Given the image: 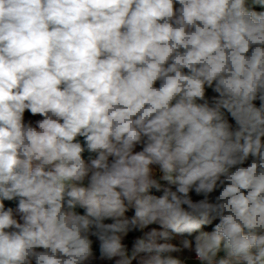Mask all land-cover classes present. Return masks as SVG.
I'll return each mask as SVG.
<instances>
[{"label":"clouds","instance_id":"9594fccd","mask_svg":"<svg viewBox=\"0 0 264 264\" xmlns=\"http://www.w3.org/2000/svg\"><path fill=\"white\" fill-rule=\"evenodd\" d=\"M246 3L0 0V264H85L89 234L116 264L140 253L144 264H182L157 242L168 231L146 233L131 257L121 238L154 222L191 234L216 218L196 237L203 264H264V13ZM26 111L42 119L26 124ZM77 137L96 154L90 165ZM157 174L176 191L147 195L161 188ZM13 200L23 223L5 208Z\"/></svg>","mask_w":264,"mask_h":264},{"label":"trees","instance_id":"16d2710c","mask_svg":"<svg viewBox=\"0 0 264 264\" xmlns=\"http://www.w3.org/2000/svg\"><path fill=\"white\" fill-rule=\"evenodd\" d=\"M175 7L178 8L179 5L177 4ZM246 7L250 11H254L256 9V6H254V5L246 4ZM221 112H222V115H226V114L230 113L229 111H227L225 109H221ZM40 119H42V117L39 116V115L33 116L29 112H27V111L25 112L24 121H25L26 124L27 123H31L33 126H35L36 121H38ZM76 142L81 143V145L85 147V151L82 153V158L85 161H89L91 159L96 158V154L95 153L88 152L83 137H77L76 138ZM241 166L247 167L248 165L246 163H244ZM46 170H47V168H46ZM232 170H235V169H232ZM158 181H159V179H158ZM160 184H161L160 190H157L154 187L150 188L147 191V195H151V196H154L156 198H161L163 196V194H164L163 193V189L164 188H170L172 191H176L177 185L168 184L167 182H162ZM221 190L222 189H219V188L215 189L210 194L209 199H210L211 202H215V198L217 196H219ZM189 196L193 200V202H198L199 200L203 199V196L197 195L194 191H190L189 192ZM17 202H18L17 200L4 201V204H5V208L6 209L9 208V207H11L13 209L14 218L17 219L18 222H20L19 220L21 218V215L18 212H16ZM73 211H75V213L78 214V215H86L87 214L86 213V209L84 207L79 206V205H77L73 209ZM132 219L133 218H130L128 220L131 221ZM103 222L106 223V224H111L114 221L111 218H107ZM20 223H23V221L20 222ZM218 224H219V218L212 219V220H210V222L201 225V227L199 229L194 230L191 234H189V233L177 234V233L171 232L170 229L163 228V226L160 225V224H156L155 228H154V225L149 224V225L145 226L143 229H140V228L137 227V228H133L130 231H128L121 238V243L122 244L125 243L127 246L130 245L132 248H130V246H129L128 251H132V253H133L136 241L138 239L143 238L146 233L151 232L153 230H155L157 232H161V231H168L169 232L170 238L168 240H166V241L163 240V239L158 238V241H157L158 243H161V242L165 243V242H167L169 240H173L175 238V236H177V235L180 236L184 241L185 240L188 241V240H191V239L195 238L198 235V233L213 234L215 232L216 226ZM14 230L15 229H8V231H14ZM92 231H95V229H93ZM245 234H247V230H245ZM88 238L91 241L92 256L90 257V259L88 261L85 262V264H116V262H117V260L115 259L116 257H113V258L109 259V258L104 256L103 251H102L101 241L97 238V236L89 234ZM133 244H134V246H133ZM140 254L141 255H146V256L149 255V254H146V253H140ZM164 255L168 256L167 253L164 254ZM135 259H137V256L135 257ZM135 259L131 260V264H139V262H142L144 264V262L146 261L144 258H142L140 260H138V259L135 260Z\"/></svg>","mask_w":264,"mask_h":264},{"label":"rangeland","instance_id":"374dc122","mask_svg":"<svg viewBox=\"0 0 264 264\" xmlns=\"http://www.w3.org/2000/svg\"><path fill=\"white\" fill-rule=\"evenodd\" d=\"M246 4L256 6V9L254 10L255 12H257V13H264V6H262V5H258V4H254V3H253V0H247V3H246ZM156 86H157V87L159 86V81L156 83ZM217 96H218V94L213 90V88H209V87L206 86V88H205V100L207 101V103H208L210 106H212V105L214 104V102H215ZM203 102H204V101H198V103H203ZM253 103H254V105H255L257 108H260V106H261V101H260L259 99H257V100L254 101ZM223 119L227 121V123L230 125V128H231L232 131L238 130V127H239V126H238V124H237V121H236V119L232 116L231 113L226 114V115H223ZM262 142H264V138H262ZM139 151H142V146L138 144V145H136V147L133 149V153L135 154L136 152H139ZM252 159H253V158H252L251 156H249L248 160L245 161V163L249 166L250 163L252 162ZM111 160H112V157H109V161H110V162H111ZM90 162H91V160H89V161H85V163H86L87 165H90ZM156 178L159 179V174H157V177H156ZM162 182H165V181H163L162 179H159V183H162ZM75 183H76V186H78V187H87L88 184H89V178L86 177V178L83 180V182H75ZM146 194H147V193H146ZM125 206H126V210H125V212H124V217H122V219H124V218H126V219L133 218V219H134V218H135V211H136L135 207H134V206H128V205H127V201H125ZM19 221L22 222V221H23L22 218H20ZM156 224H159V223H156V222L152 223V225H154V228L156 227ZM147 231H148V230H147ZM201 234H202V233H198V236L201 235ZM209 235H211V234H209ZM123 236H124V235H123ZM123 236H122V237H123ZM161 243H163V242H161ZM167 243H171V244H173L175 247H177V248L179 249V251L171 252V253H167L168 256L170 255V256H172L173 258H177V259H179L180 261H182L184 255H185L184 253H186V254L188 255V259L185 261V263L182 262V264H200V263L194 262L193 259H192V252H193V249H194V247H195L196 238L192 241V245H191L190 247H188V248H184V247H183V243H182V242L180 243V241H177V240H176V241H175V240H169V241H167ZM121 244H122V243H121ZM122 246L124 247V249H125L127 255H128L129 257H131V256H132V251H128V248H129L130 245L127 246V245L124 243V244H122ZM133 246H134V244H133ZM130 248H132V247L130 246ZM36 250H37V251H43V249H36ZM223 250H224V248H223V243H222L220 251H223ZM218 252H219V251H218ZM142 258H144L145 260H147V259L149 258V255H147V256H146V255H141V254H138V255H137V259H138V260H140V259H142ZM115 259H116V260H119L120 257H116ZM137 259H135V260H137ZM33 264H35L34 261H33ZM139 264H143V263H142V262H139Z\"/></svg>","mask_w":264,"mask_h":264},{"label":"built area","instance_id":"2783aa9c","mask_svg":"<svg viewBox=\"0 0 264 264\" xmlns=\"http://www.w3.org/2000/svg\"><path fill=\"white\" fill-rule=\"evenodd\" d=\"M222 258H226V251H219L217 253V256L215 258L216 261H219L220 259ZM192 259L194 262H197V263H200V264H203L202 261H200V259L196 256V253H195V247L193 249V252H192Z\"/></svg>","mask_w":264,"mask_h":264},{"label":"crops","instance_id":"0c3cea01","mask_svg":"<svg viewBox=\"0 0 264 264\" xmlns=\"http://www.w3.org/2000/svg\"><path fill=\"white\" fill-rule=\"evenodd\" d=\"M197 236H198V235H197ZM197 236H196V237H197ZM196 237H195V238H196ZM195 238H193V239H191V240H188L190 246L192 245V241H193ZM173 240H175V241H176V240H177V241H180V243H181V242H182V243L184 242V240H183L180 236H178V235L175 236V238H174ZM190 246H189V247H190ZM223 251H225V250H223ZM184 254H185V255H184V257H183V260L181 261V262H183V263H185V261L188 259V255H187L186 253H184Z\"/></svg>","mask_w":264,"mask_h":264}]
</instances>
